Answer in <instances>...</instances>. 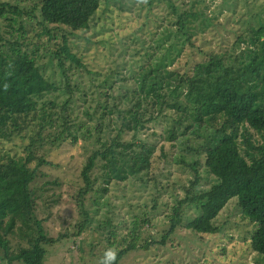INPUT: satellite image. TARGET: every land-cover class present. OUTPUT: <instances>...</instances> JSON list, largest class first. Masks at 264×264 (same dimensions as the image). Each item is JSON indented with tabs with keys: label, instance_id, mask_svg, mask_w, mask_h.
<instances>
[{
	"label": "trees",
	"instance_id": "obj_1",
	"mask_svg": "<svg viewBox=\"0 0 264 264\" xmlns=\"http://www.w3.org/2000/svg\"><path fill=\"white\" fill-rule=\"evenodd\" d=\"M159 2L167 5L173 16L169 21L184 34L189 44L184 49L195 48L198 34L190 28L194 22L191 18L197 14L190 10L187 0ZM144 3L147 0H142L141 5L147 10L146 16L151 15L152 5L145 7ZM103 4L107 9L113 4L120 13L126 9L123 0H17L15 3L0 0V251L3 259L7 264H45L48 247L60 243L61 238L68 239L48 238L43 227L45 221L36 214L38 203L32 185L39 168L47 164L37 150L47 140L51 144L74 145L83 140L92 150L81 173L85 187L77 197L85 219L80 225L82 233L91 215L86 211V196L94 195L95 207L102 209L101 202L108 205L107 194L114 183L123 184L153 171L157 146L142 136L161 119L168 122L164 135L173 147L181 137L202 128L221 139L205 153L203 160L191 165L182 163L194 171L195 181L188 183L186 198L177 201L167 217L169 229L150 235L147 250L153 244L166 246L167 240L182 227L196 235L219 234L221 229L215 225L216 220L229 203L236 201L243 217L256 227L252 250L264 257V26L236 36L231 47L207 53L204 61L188 71L149 62L132 77L117 75L116 80L104 81L91 95L83 90V82L74 81L84 74L92 76L93 71L73 52L69 39L91 30ZM42 54L58 64L65 80L63 90L68 96L64 104L42 101L57 90L41 69ZM16 140L25 143L22 154L3 149ZM161 149L164 152L165 147ZM201 169L216 180L209 190L198 188L205 179ZM185 207L197 210V216L188 224L184 223ZM105 225L113 231L110 245L114 247L118 227L111 220ZM133 225L128 235L121 236L125 245L113 264H119L137 250L143 232L138 219ZM15 240L20 241L18 248L12 245Z\"/></svg>",
	"mask_w": 264,
	"mask_h": 264
},
{
	"label": "rangeland",
	"instance_id": "obj_2",
	"mask_svg": "<svg viewBox=\"0 0 264 264\" xmlns=\"http://www.w3.org/2000/svg\"><path fill=\"white\" fill-rule=\"evenodd\" d=\"M4 1L15 3L17 0ZM123 2L126 4L124 13L113 4L108 9L103 4L91 30L70 36L73 52L93 71L90 77L84 74L74 80L83 82V90L88 94L96 93L104 81L116 80L117 75L132 77L149 62L154 66L188 71L204 61L207 53L231 47L236 36L250 28L264 26V0H187L190 10L197 14L191 18L194 22L190 31L198 37L194 41L195 48L185 50L184 45L189 44L184 34L178 32L177 25L169 21L173 16L167 5H161L159 0H147L143 6L152 5V14L146 16L142 0ZM149 19L152 21L146 25ZM40 61L45 75L57 86L55 92L42 100L43 103L64 104L68 96L63 90L65 80L57 62L48 59L46 54L40 56ZM167 123L164 119L159 120L142 136L149 144L157 146L153 171L123 184L114 183L107 194L108 205L101 202L102 209L95 207L94 195L86 196L85 209L91 215L90 223L82 233L79 232L80 225L85 219L77 197L79 190L85 187L81 173L91 156L90 146L83 140L75 145L71 142L51 144L47 140L44 147L38 148V155L43 156L47 164L39 168L32 185L38 203L36 214L45 221L43 227L48 238H68H61L60 243L48 247L45 264H103L109 249L117 255L124 247L121 236L132 231L135 219L141 223L143 238L136 244L137 250L119 264H264V257L251 247L256 227L243 217L236 201L229 203L216 220L215 225L221 229L219 234L196 235L182 227L167 240L166 246L153 244L147 250L150 235H159L169 229L167 217L177 201L186 198L188 183L195 181L194 171L183 164L203 160L205 153L221 139L211 130L202 128L181 137L173 147L165 140ZM154 132L157 133L155 137L151 136ZM24 146L25 143L16 140L3 149L20 155ZM200 173L205 179L198 188L209 190L216 180L207 176L205 170L201 169ZM183 213L185 224L197 216L193 207H185ZM145 219L149 220L146 224ZM108 220L118 227L114 247L110 245L113 231L105 225ZM19 242L13 241V247L18 248ZM3 256L0 251V264H7Z\"/></svg>",
	"mask_w": 264,
	"mask_h": 264
},
{
	"label": "clouds",
	"instance_id": "obj_3",
	"mask_svg": "<svg viewBox=\"0 0 264 264\" xmlns=\"http://www.w3.org/2000/svg\"><path fill=\"white\" fill-rule=\"evenodd\" d=\"M116 259V253L109 249L106 253H105V264H113V262Z\"/></svg>",
	"mask_w": 264,
	"mask_h": 264
}]
</instances>
